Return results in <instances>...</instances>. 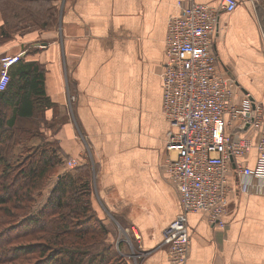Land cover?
I'll list each match as a JSON object with an SVG mask.
<instances>
[{
    "label": "crops",
    "instance_id": "obj_1",
    "mask_svg": "<svg viewBox=\"0 0 264 264\" xmlns=\"http://www.w3.org/2000/svg\"><path fill=\"white\" fill-rule=\"evenodd\" d=\"M44 1L54 8L51 24L10 38L0 31V57L22 55L12 76L30 61L44 70L49 103L39 139L57 143L61 168L74 157L75 174L89 170L93 209L129 264H173L163 236L181 205L162 168L175 127L163 112L161 74L167 24L179 0ZM5 21L0 10V29ZM220 28L219 70L236 80V99L249 93L264 115V0H240L234 11L220 13ZM256 156L253 149L247 162L254 165ZM248 181L256 186L235 188L223 224L189 214L191 250L183 264H264V181ZM141 252L143 258L133 256Z\"/></svg>",
    "mask_w": 264,
    "mask_h": 264
},
{
    "label": "built area",
    "instance_id": "obj_2",
    "mask_svg": "<svg viewBox=\"0 0 264 264\" xmlns=\"http://www.w3.org/2000/svg\"><path fill=\"white\" fill-rule=\"evenodd\" d=\"M239 2L179 0V13L168 20L161 74L163 112L175 130L168 132L169 154L162 168L178 191L181 209L165 228L163 245L173 264L189 258L190 213H202L213 225H221L235 188L250 191L256 185L248 179L264 181L261 106L249 93L236 99V80L221 73L214 49L220 13L234 11ZM21 57V53L0 57V93L8 88L11 67ZM253 149L257 156L250 165L247 158ZM68 160V168L79 163L74 157Z\"/></svg>",
    "mask_w": 264,
    "mask_h": 264
},
{
    "label": "trees",
    "instance_id": "obj_3",
    "mask_svg": "<svg viewBox=\"0 0 264 264\" xmlns=\"http://www.w3.org/2000/svg\"><path fill=\"white\" fill-rule=\"evenodd\" d=\"M53 9L48 4L44 10V25L52 21ZM28 12L35 22L31 9ZM4 17L0 31L3 38H10L13 32L7 29V15ZM44 78L37 62H26L0 93V212L8 219L17 216L0 219V264H129L107 241L109 230L93 209L88 169L61 175L47 203L34 213L31 203L37 191L62 161L58 146L51 149L53 144L45 141L43 147L29 153L28 162L11 165L10 145L20 133L29 131L24 127L18 133V122L34 120L49 103Z\"/></svg>",
    "mask_w": 264,
    "mask_h": 264
},
{
    "label": "rangeland",
    "instance_id": "obj_4",
    "mask_svg": "<svg viewBox=\"0 0 264 264\" xmlns=\"http://www.w3.org/2000/svg\"><path fill=\"white\" fill-rule=\"evenodd\" d=\"M47 8H48V4L44 0H32V1L0 0V9L3 10L5 15H7L9 21L7 22L6 25L7 29L12 32H24L30 29L41 28L51 24L53 22V19H55V15L53 16L52 21L48 25H44V19L46 18L44 16V10ZM28 9H31L32 11L31 14L32 15L34 14V16L37 18L35 22H33L29 17L30 13L28 12ZM15 13L19 14L20 17L15 18L14 17ZM43 121H44L43 113L42 111H39L35 116L34 120H22L18 122V127L16 129L18 133L22 132L24 127L27 128L29 131L26 132V134L25 132L20 133L19 136H17V139L13 140L12 142L13 144L10 145L9 149L11 147L13 148L12 149L13 151L9 150L10 153L9 160L12 162L11 165H13L14 167H18L22 165L24 161L28 162L29 153L33 151V149L37 150L44 146V143L46 142L45 141L42 142L39 139L42 136V133L40 132V127L42 126ZM51 143L53 145L50 144L52 145L50 148L54 150L57 149L56 148L57 143L56 142H51ZM68 161L69 160H66L63 168H61L63 164V160H62L61 163L57 167H55V169L52 172L49 173V176L43 182L44 184L42 189L37 191L34 201L33 203H31V205L33 206L34 213L40 211L41 208L44 206V204L47 203L49 194L59 179V177L57 176L58 172L65 169L66 163H68ZM72 169L70 168V170L64 171L63 173H61V175L65 173H74ZM16 171L17 170H14L13 173H15ZM7 216L3 215V213L0 212L1 220H5ZM16 217L17 216H13V218ZM13 218H9V219L7 218V221ZM114 249L116 250L115 247ZM144 255L145 252H141V253H134L133 256L136 258H143Z\"/></svg>",
    "mask_w": 264,
    "mask_h": 264
},
{
    "label": "bare ground",
    "instance_id": "obj_5",
    "mask_svg": "<svg viewBox=\"0 0 264 264\" xmlns=\"http://www.w3.org/2000/svg\"><path fill=\"white\" fill-rule=\"evenodd\" d=\"M20 54V53H19Z\"/></svg>",
    "mask_w": 264,
    "mask_h": 264
}]
</instances>
